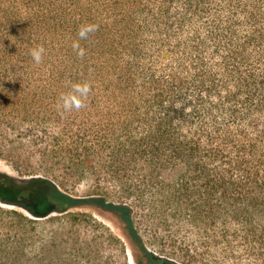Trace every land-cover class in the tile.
<instances>
[{
  "label": "trees",
  "instance_id": "16d2710c",
  "mask_svg": "<svg viewBox=\"0 0 264 264\" xmlns=\"http://www.w3.org/2000/svg\"><path fill=\"white\" fill-rule=\"evenodd\" d=\"M0 159V264H264V0H0Z\"/></svg>",
  "mask_w": 264,
  "mask_h": 264
},
{
  "label": "clouds",
  "instance_id": "9594fccd",
  "mask_svg": "<svg viewBox=\"0 0 264 264\" xmlns=\"http://www.w3.org/2000/svg\"><path fill=\"white\" fill-rule=\"evenodd\" d=\"M98 25L96 24H82L77 32L78 39L72 42V49L76 52L77 56L83 58L85 55L84 49L80 46V40H87L89 36L98 30ZM45 49L43 46H37L32 48L29 52L33 61L36 64H40L43 59V54ZM68 91L62 92L59 96L57 103L58 111L61 113H70L72 111H79L86 107V101L88 99L89 93L91 92V84L87 81L67 82Z\"/></svg>",
  "mask_w": 264,
  "mask_h": 264
},
{
  "label": "rangeland",
  "instance_id": "374dc122",
  "mask_svg": "<svg viewBox=\"0 0 264 264\" xmlns=\"http://www.w3.org/2000/svg\"><path fill=\"white\" fill-rule=\"evenodd\" d=\"M0 171L6 172L10 175H16V172L12 169V167L7 162H5L1 159H0ZM77 190H78L79 194H86L87 193L86 183H82L77 188ZM93 214H94V217L96 219H98L100 222L105 224L117 237H120L122 239V235L119 231V228L117 227L116 223L111 218H109L106 215L99 214L95 211ZM117 254H118L117 260H118L119 264H122L124 261V256H123L121 249H119Z\"/></svg>",
  "mask_w": 264,
  "mask_h": 264
}]
</instances>
